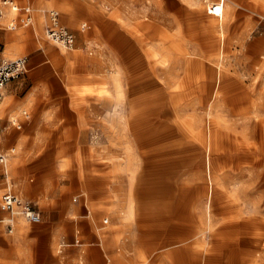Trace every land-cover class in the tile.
<instances>
[{"label": "rangeland", "instance_id": "obj_1", "mask_svg": "<svg viewBox=\"0 0 264 264\" xmlns=\"http://www.w3.org/2000/svg\"><path fill=\"white\" fill-rule=\"evenodd\" d=\"M202 1L211 0H129L131 4L143 7L145 14L138 23L132 21L123 23L131 49L121 58L115 54L112 59L109 55L104 58L103 54L98 53L97 48L101 47V42L96 41L95 35L101 34V30L91 25L86 15L79 17L76 29L80 30L81 24L86 22L85 32L81 33L82 43L93 41L90 43L93 46L86 50V56L98 55V59H93L88 66L81 65L79 58L74 55L77 53L76 50L54 45L44 37L45 12L49 9L59 10L62 24L72 29L68 20L74 9L80 12L86 7L87 12L92 9L95 13H106L109 10L104 11L102 6H110L108 0H31L34 14L32 26L16 30H7L5 27L15 13L10 10L3 11L0 29L17 36L15 38L17 52L11 56H4L2 60H11L19 56L36 60L37 51L43 55L42 59L38 57L40 63L37 71L29 67L26 74H21L15 79L28 83H49L54 87L59 84L64 91V96L62 94L59 99L51 90L41 96L42 107L48 104L43 112L42 118L45 122L42 124L41 132L33 131L37 112L34 114L31 107H21L18 112L11 114L12 119L21 118V112L25 110L30 119L23 123L19 130L15 125H10L9 131L14 130L15 133L9 134L12 139L9 146L14 150L7 154V169H10L11 162L14 161L11 157L21 154L24 148L29 150L27 156L32 157L40 154L43 147L58 150L56 156L60 160L59 182L63 183L69 178L67 171L70 169L79 171L82 180L85 177L83 174L92 178L91 189L86 187L81 189V192L71 193L73 197L79 193L82 198H88L87 205L93 215L85 221L91 225L93 219L100 223V226L110 228L113 234H119L113 236L114 240L119 238L118 242L112 244L106 241L104 244L101 238L112 236L106 232V228L100 231V243L97 237L93 240L94 232L90 227L84 233L76 234V229L68 233L69 224L62 220L63 237L71 240L62 241L61 237H55L53 242H45L48 258L41 261L38 257L40 242L29 238V234L39 233L36 232V226L41 223H30L22 217L13 216L12 232L9 233L5 226H1L0 231L4 233L5 243H10L13 237H23V243L27 244L26 251L14 254H17V258L19 255L22 256L26 260L25 264H51L57 260L61 261L57 250L63 247H59V244L72 241L74 235L80 239L86 250H90L93 243H96L97 247L101 244L108 249L104 257L94 252L93 259L97 264H101V261L103 264L105 261L108 264H120L122 259L125 264H132L130 257L140 260L138 264H209L208 261L212 264L240 262L264 264V195L257 196L261 190H258V193L254 192L252 180L248 178L251 169L260 170L264 168L263 164L257 166L253 160L238 163L231 160H226V163L217 161V168L221 169L227 179L224 182L220 181V186L217 185L219 194L215 195L207 192L209 181L204 171L206 151L204 144L208 142L206 133L210 127L214 126L225 135L223 138L225 157L233 158L234 150L251 152L264 150V57L258 59L254 54L248 53L246 43L255 40L264 45V17L260 16L258 10L256 11L258 4L262 3L264 7V0H224L230 4L231 10L228 11L230 25L225 35L229 42L218 60L225 74L220 83L215 76L218 68L212 63L217 55V43L216 47L211 49L205 38V36L214 37L216 40L220 38L219 30L213 29L218 25L217 21L209 25L206 14L202 16L189 14L198 10ZM93 3L101 4L102 10L93 9L90 6ZM226 22L224 30L227 28ZM154 32L167 41L164 38L153 37ZM34 34L38 40L34 38ZM154 40H158L155 48ZM176 45L180 47L179 50H175ZM150 52L156 54L157 59ZM256 55L264 56V49L259 50ZM95 61L101 63L95 64ZM108 71L112 73V82L102 85L108 90V97H105L101 92L102 86L98 90L91 88L105 81ZM86 85L90 88L85 87L86 90L80 93L77 88ZM154 91H162V97L165 96L161 101V119L171 117L174 135L185 142L181 135L187 134L189 142L198 149L191 150L190 154L184 156V162L187 163L173 169L175 172L172 181L167 186H161L162 192L159 191V194L152 193L151 188H145L146 180L158 179L159 174L157 166H151L153 157L138 148L129 123L133 101L141 102ZM36 94L39 97L41 95L37 92ZM74 96L80 99L89 98L78 101L72 98ZM34 100H37V96L33 98V102ZM163 102L164 104L167 102L170 114L165 113ZM106 110L107 112L111 110L113 116L111 124L113 135L109 138H104V125H97L94 121L103 120ZM134 110L136 109L132 111ZM80 115L91 120L84 127L85 132H80L78 123ZM257 118H261L263 122L261 128L256 130L254 122ZM18 123H21L19 119L15 124ZM93 138L98 145L91 150ZM0 150H4V147L0 146ZM71 152L73 160L68 157ZM128 157L129 164L125 162L118 168L116 161H124ZM2 167L0 165V169ZM153 167V173H150L149 170ZM137 171L144 174L138 175ZM62 189L66 188L62 186ZM143 189L147 191L142 195L140 191ZM163 189L172 190L174 194L177 192V196L163 192ZM125 193H128L126 205L131 206V210H118L125 221L116 216L109 217L108 213L114 209H110L111 205L109 208L106 204H109L112 198L120 200V196H125ZM135 196L144 199L145 202L147 199L149 204L153 202L157 210L150 212L145 206L150 214L146 211L144 213L139 208L140 204ZM91 197L95 201L89 203ZM98 200H102V203H97ZM112 207H116V204L113 203ZM96 210L108 213L101 215L99 213L97 216L94 215ZM180 214L183 215L182 218L179 217ZM7 215L4 213L0 216L4 217V224L8 221ZM223 216L238 221L237 223L248 218H257L259 221L244 230L246 234L243 232L242 236L238 235L239 233L234 237L214 235V229L216 230L224 220ZM104 218H108L105 224L102 223ZM121 222L124 225H121ZM243 236L245 240L241 245H247L244 248H252L251 253L246 252L248 258L252 256L248 261L241 260L240 251L235 248ZM229 240L236 242L231 244ZM122 242L135 244V247H130L127 251L129 255L124 251L127 257L121 254V250L118 251ZM0 263H10L8 249L1 252ZM62 264H65L64 261ZM74 264L80 263L75 261Z\"/></svg>", "mask_w": 264, "mask_h": 264}, {"label": "crops", "instance_id": "obj_2", "mask_svg": "<svg viewBox=\"0 0 264 264\" xmlns=\"http://www.w3.org/2000/svg\"><path fill=\"white\" fill-rule=\"evenodd\" d=\"M79 1H84V0H79ZM108 1L110 3V6L108 5L102 6L101 4H94V3L90 5L95 10L101 9L100 6H102L104 7V11L109 10L106 13H102V12H100V14L95 13L93 12L92 9H90V11L87 12L86 7L82 8L80 12H77L76 9H74L75 11L69 15V20H68L69 25L72 27V29H69L64 24H62L59 10L54 9L58 11V14H59L58 18H59L60 23L74 34V45L69 50H76L77 53L76 54L74 53V55L77 58H79L82 66L90 65L93 59L95 60L98 59L97 58L98 55L97 57H87L86 56V50L87 48H90L93 46L90 44V43H93V41L90 40L86 42V44L82 43L81 33L85 32L86 22L81 24L80 30L76 29L75 26L77 25L79 17L81 16L83 17L84 15H86L90 20V24L97 26V28L101 30V34L95 35L96 41L98 40L101 42V47L97 48V51L101 55L103 54L104 58L109 55L112 59L114 54L116 55V57L118 56L121 58L125 56V53L131 49V47L129 46L128 36L125 35L126 33H125V29L123 28V23L126 24L129 21L138 23L141 19V16L145 14L144 12L145 9L143 7L139 5H133L129 2V0H108ZM241 1H245V0H241ZM16 3L19 5H29L31 7L32 23H33L34 14H33V7L31 4V0H24L23 3H18V2ZM200 5L202 6L204 5L206 7L208 4L205 1H202L199 3V8H200ZM226 5H227V9L230 12L231 10L230 4L226 2ZM258 9H261L260 4L257 5L256 11ZM7 10H10V9L6 8L4 11H7ZM179 10L181 11L182 8H180ZM196 11L197 10H194L193 13H196ZM46 12H45V18H46V24H47ZM193 13L189 12V14H193ZM13 18H10V20ZM8 22L5 26L7 30H16V29L27 28V27L32 26V23H31V25L27 27L8 28L7 27ZM46 24L43 26V28H45ZM89 31L91 32V30ZM155 36H157V32H154L153 37ZM13 38L15 39L17 38V36L5 30L0 29V61H2L4 56H11L17 52L16 50L17 47L15 46L16 45L15 42L17 39L14 40ZM34 38L38 40L35 34H34ZM158 38L163 39L164 37H158ZM156 41L158 40H154L153 42L154 48H155ZM249 41L253 42L255 40H249ZM81 44H83V46ZM35 54H36V60H32L33 58L31 57L28 58L26 56L27 57L26 72L28 71L29 67H31V70L33 71H37L39 69L38 64L40 62H38V57L42 59L43 55H42V52H38V51ZM89 54H91V52H89ZM255 56L257 58L264 57L261 55L257 56L256 54ZM100 63L101 61H95V64H100ZM26 72H24L23 75L26 74ZM15 78L9 80L5 84L3 92H2V97L0 99V146L4 147V150H0V152L6 153L8 155L10 151L14 150L13 147L9 146V144H11L12 142V139H10L9 134L15 133L14 130L9 131L10 125H15L16 129L19 130L22 128L23 123L25 124L30 119L29 114H27L25 110L21 112V118L12 119L10 118L11 114L18 112V110L21 107H24V106L31 107V110L34 111V114L36 112L38 114V115L36 114L35 116L33 131L41 132L40 129L42 128V124L45 122V120L42 118L43 112H44V109H46L45 107H47L48 105L46 104L44 107H42L41 96L43 97L44 92L49 91V90L56 93L58 99L62 97V94L64 96V91L59 84L55 85L54 87V85H51L49 83L21 82ZM110 81L112 82V73L108 71V76L105 77V81L99 82L98 86L91 88V89L98 90L101 88L103 83L108 84L107 82H110ZM87 86L88 85L82 86V87L80 86L77 89L79 90L80 93H83L86 90ZM102 89L107 90V88H105L104 86H102ZM36 92L41 94L40 97L36 94ZM35 96H37V100L36 101L34 100L33 102V98H35ZM72 98L77 99L78 101H83L84 99H87L89 97L80 99L79 97L74 96ZM57 103H59V100L57 101ZM80 117L78 120V123L80 126V132H85L84 127H86L88 122H90L91 120L89 119L87 120L86 116L80 115ZM112 118L113 116L111 114V110H109V112H107L106 110L105 117L103 120H94L97 125H100V124L104 125V131H103L104 138H109L113 135V130H112L113 126L111 125L113 122ZM17 119H19L21 123L15 124L17 122ZM257 120L260 122L262 126L263 120L261 118H257L255 122ZM57 132L58 131H56V136L59 138L60 136L57 135L58 134ZM95 145H98V143L93 138L91 150L95 148ZM24 149L25 150H21L23 151L21 154L15 157H11V159L14 161L11 162L9 170L7 169L6 163L0 164L3 166L2 169H0V216H2L4 213H7L3 206V199H4V196L8 192H12L16 194L14 192L16 191L19 195L23 197L16 194L17 196H19L20 198L24 200L31 202L32 206L36 210H38L40 213L39 222L41 224L36 226V232H39V233L29 234V238H31L32 241L35 240L36 242H40V245L38 247V257L40 258L41 261L48 258V254L44 246L45 242L46 243L53 242L55 237L57 238L61 237L62 241L71 240V239H64L63 237L64 231L61 227L62 220L65 223L69 224L67 226L68 233H72V230L74 229H76L75 230L76 234L84 233V232H87L86 229L90 227L92 229L91 231L94 232L93 240H96L95 237H97V239L101 243L100 241L101 237L99 236L101 234L100 231L106 228V232H108L112 236L106 239L101 238L102 242H104L105 244V242L108 241L109 243L115 244L116 242L119 241V238L115 240L113 238L114 235L119 236V234H116V233L113 234V232L110 231V228H107L106 226H100V223L93 221V219L90 223L91 225H89V223L85 221V219H88L90 216L93 215V214L91 215V211L87 205L88 203L87 197L82 198L79 193H77L75 197L71 196L72 192L74 193L77 191L81 192V189L83 188L87 187L88 189H91L92 183H93L91 176L88 177L87 174H83L85 177L82 180L79 171L70 169L67 171L69 178L63 183L59 182L58 178H59L60 171H59L58 165L60 163V160L56 156V153L58 152V150H52L47 147H43L41 148L40 154H38L35 157H32L30 154H29L30 156H27V153L29 150H26L27 148H24ZM73 154H75L74 150H73ZM68 157L71 159L72 158L74 159V156L72 157V152L68 154ZM7 159H8V156H7ZM129 159L130 158L128 157L127 160L116 161V165L119 168L121 165H124L125 162L129 164ZM137 174L138 175L144 174V172L141 171L138 173L137 171ZM134 182H136L135 179H134ZM145 183H146L145 188H148V189L151 188L152 193L159 194V191H160L159 189L161 186V181L159 179H155V178L148 179L146 180ZM62 186H64V188L66 189L63 190ZM146 191L147 189H143L142 191H140V193H142L143 195ZM120 197H121L120 200H116L112 198L111 201L109 200V204H106V206H108L109 208L111 205L110 209H114V210H110L109 213L107 211L101 212L100 210L98 211L96 210L94 215H97L99 213H100L99 215H101V213L103 214L108 213L109 217L116 216V218L118 217L122 221H125L123 220V216L119 215L118 210L120 209H125L126 211L129 209L131 210V206H129L128 204L126 205L128 193H125V196H120ZM135 198L140 204L139 208L142 209L144 213L146 211L150 214V212H155L157 210L153 202L149 204L147 202V199L145 202L144 199L137 198V196H135ZM93 199L94 198H92V200L89 199V203L94 202L95 200ZM100 202L102 203V200L97 201V203H100ZM113 203L116 204V207L114 208L112 207ZM145 206L148 207V209H150V212ZM117 207L119 208L115 210V208ZM7 216L9 217V214ZM13 216H17V215H13ZM1 218H4V217H0V219ZM77 219H80V220L77 221ZM107 222H108V218H104V221L102 223L105 224ZM35 223H38V222H35ZM122 224L124 225L123 222H121V225ZM1 226H5L7 230L6 224L0 222V228ZM95 234H97L98 236ZM3 235L4 233L0 231V255L2 251H5L6 249H8L9 250V261H10L9 264H25L26 260L23 259L22 256L19 255V258H17V254H14V252H18L22 250L26 251L27 244L26 242L23 243L24 242L22 241L23 237L16 236L11 239L10 243H5L3 241L4 240ZM75 240H77L78 242H75ZM95 244L96 243H93V246L90 250H86L85 248H83L82 243L80 242V239L76 238V236L74 235L72 241L62 242L59 244V247H63L57 250V253H60L61 261L57 260L56 262H53L51 264H62V261H64L65 264H74L75 261L76 262L79 261L80 264H83V261H84V264H97V261L93 259V255L95 254L94 252L104 257L108 249L103 247L101 244H100V247H97V245ZM120 247L121 248L118 249V251L121 250V254H123L124 257H127L124 251H126V254L129 255L130 253L128 252L129 253L128 254L127 251H129L130 247H135V244L134 243L127 244L126 242H122ZM14 256H15V259H13ZM25 258L27 259V257ZM129 259L131 260L132 264H136V263L138 264V262L140 261L132 257H130ZM125 263L126 262H124L122 259L120 264H125ZM101 264H103L102 261H101ZM105 264H108V263H106L105 261Z\"/></svg>", "mask_w": 264, "mask_h": 264}, {"label": "bare ground", "instance_id": "obj_3", "mask_svg": "<svg viewBox=\"0 0 264 264\" xmlns=\"http://www.w3.org/2000/svg\"><path fill=\"white\" fill-rule=\"evenodd\" d=\"M206 3L208 4L206 7L204 5L203 6L200 5V8H198L196 13H193V14L194 15L196 14V16H202L206 14L208 17L207 21L209 25L212 24L211 22L217 21L218 25L215 26L213 29L219 30L220 38H218L217 40L216 38L214 39V37H211V36H205V38H206V41L209 42L208 47H210L211 49L215 48L216 43H217L218 52L215 50L217 55H216L215 61H213L212 63L216 65L218 68V70L215 72V76L218 79L217 82L220 83L225 74L223 72L222 66L219 64L220 61L218 60L221 57V55L224 54V51L226 50V44L229 42V38L227 39V37H225L226 31L230 25L229 15H228L229 10L227 9V5L225 4L226 2H224V0H211V1H207ZM260 8L261 9H258V12L260 16L264 17L263 4H260ZM225 22L228 24V25L226 24L227 26L226 30L223 29ZM44 37H46L45 33H44ZM165 41L167 40L165 39ZM246 43H247V52L254 54L255 58H256L255 54L259 50L264 49V45H261L257 43L256 41L249 42V43L246 42ZM175 47H176L175 50L180 49L178 45H176ZM151 51L153 50L151 49ZM150 54L154 58H156V54H152L151 52ZM210 56L212 57V55ZM212 72L213 71H211V73ZM227 90H225V92H227ZM101 92L102 94H105V97L107 96V90L101 89ZM161 92L162 91H154L151 95H148L141 102L140 100L135 101V102L133 101L131 108L132 110L133 109H136V110L134 111L130 110L129 123H130L132 136L138 143V148L141 149L142 152L153 157L151 161L152 162L151 166L153 165L157 166L156 170L158 171V174H159L158 179L162 181L161 186H167L169 185L168 183L171 182L174 177L173 173L175 172V170L173 169H176L177 166H180V167L184 166L187 163L186 161L184 162V158H185L184 156L187 154H190L191 150H198V149H196L189 142V139L186 137L187 134L181 135L182 139L185 140V142L184 141L182 142L180 139L177 138V136L174 135L175 133L174 127H172L174 125L172 124V120L170 119L171 117L161 119L162 118L161 117L162 111L160 109L161 104H162L161 101L163 100V97L165 98L164 95L162 97ZM242 97H246V95H242ZM163 106H165V113L170 114V109L168 108L167 102H165V104L163 102ZM254 125L256 127V130L258 128H261V124L258 120L254 122ZM259 132L261 133V129H259ZM206 134L208 137V142L204 144L205 150H206L205 155H204L205 156L204 171H205V177L209 181V187L207 188V192L209 191L211 195L219 194L217 185L220 184V181L224 182L227 179V176L223 175V172L221 171V169L217 168V165H216L217 161L226 163L227 162L226 160H231L232 162L238 163L240 161L253 160L257 166L262 165V164L264 166V150H259L256 152H251L250 150H234L235 154L233 158L228 157V156L225 157L226 154L224 155V153L226 150H225V144L223 140L225 135H223L220 132V130L216 129L214 126L208 128V132ZM161 139H163V143H161ZM155 161L157 162V164H154ZM235 169H237V167H235ZM153 170H154V167L149 170L151 171L150 173H153ZM240 175L243 176L244 174H240ZM248 178L252 180L254 192L258 193V190H261L259 191L257 196H260L261 194L264 195V168L262 167V169L260 170L251 169V171L248 174ZM161 186H160V189H161ZM163 190H164L163 192H168L171 195L173 194V196L175 197L177 196V192L174 194L172 190H169V189L168 190L163 189ZM160 192H162V189L160 190ZM181 192L184 193V190H182ZM182 216L183 215L180 214L179 217L182 218ZM223 218L224 220H222L221 223L216 227V230L214 229V232H213L214 235L218 236L220 234L219 236L222 235L225 237H234V235L236 234L235 236H237L238 233H239L238 235H241L243 232L246 234L245 231L249 227H251V225L259 221L257 218H248V219H244L240 223H237L238 221L228 219L225 216H223ZM244 237L245 236L240 237L241 238L240 242L239 244L237 243L238 246L235 248H237V250L240 251V259L241 260L247 259L248 261L252 258V256L248 258V255L246 254L251 253L252 248L250 247H248L250 249L246 247L244 248V246H247V245L245 244L243 246L241 245L245 240ZM253 239L254 237H252V240ZM235 240L234 242L230 241L231 244H235L236 242ZM208 262L209 264H212L210 263V261Z\"/></svg>", "mask_w": 264, "mask_h": 264}, {"label": "built area", "instance_id": "obj_4", "mask_svg": "<svg viewBox=\"0 0 264 264\" xmlns=\"http://www.w3.org/2000/svg\"><path fill=\"white\" fill-rule=\"evenodd\" d=\"M8 8L15 12V17L8 22V28L27 27L32 23L31 7L29 5H19L13 0H0V17L3 11ZM58 11L51 9L47 10V24L44 28V33L47 40L53 44L61 46L65 49H71L74 45V34L65 28L59 21ZM27 70V57L19 56L11 60L0 61V99L5 84L23 74ZM7 154L0 152V164H5ZM5 211L9 214L7 218V230L12 231V216L17 215L30 223L39 222L40 213L36 210L31 202L24 200L12 192H8L3 199ZM4 223V218L0 219ZM75 242H78L75 240Z\"/></svg>", "mask_w": 264, "mask_h": 264}]
</instances>
